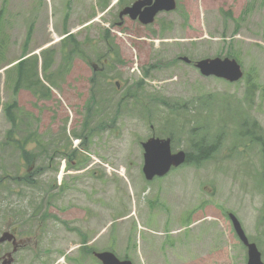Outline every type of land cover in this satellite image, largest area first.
I'll use <instances>...</instances> for the list:
<instances>
[{
    "label": "rangeland",
    "instance_id": "obj_1",
    "mask_svg": "<svg viewBox=\"0 0 264 264\" xmlns=\"http://www.w3.org/2000/svg\"><path fill=\"white\" fill-rule=\"evenodd\" d=\"M133 1L0 0V228L36 236L46 264H100L105 251L132 264H246L232 214L264 262V148L242 136L264 141V0H175L146 26L118 18ZM25 55L52 56L39 94L15 92L4 72ZM216 58L235 59L244 79L202 77L194 63ZM203 137L217 140L209 160L145 181L143 142L187 153Z\"/></svg>",
    "mask_w": 264,
    "mask_h": 264
},
{
    "label": "water",
    "instance_id": "obj_2",
    "mask_svg": "<svg viewBox=\"0 0 264 264\" xmlns=\"http://www.w3.org/2000/svg\"><path fill=\"white\" fill-rule=\"evenodd\" d=\"M144 0L136 2L132 6L125 8L121 13L120 17L123 15H128L130 19L138 20L146 25L153 21L154 16L158 12L162 11H172L175 8L174 0ZM144 8L143 12L140 10ZM139 15V16H138ZM196 67L200 70V73L205 76H216L218 78L226 79L230 82L237 81L241 77V72L235 61L230 60H203L196 64ZM170 141L167 140H157L149 139L142 144L144 149V160L142 171L143 175L147 180L153 179L155 176H164L172 167H177L184 163L185 155L179 152L172 155L169 148ZM232 222L233 228L238 235L240 241L247 247L248 261L247 264H263L261 262L260 253L257 251L254 244H249L241 227L233 215H229ZM96 258L102 264H131L129 261H119L111 253H100L96 254Z\"/></svg>",
    "mask_w": 264,
    "mask_h": 264
},
{
    "label": "trees",
    "instance_id": "obj_3",
    "mask_svg": "<svg viewBox=\"0 0 264 264\" xmlns=\"http://www.w3.org/2000/svg\"><path fill=\"white\" fill-rule=\"evenodd\" d=\"M30 63L28 66L27 64ZM53 63L52 56L49 55L48 57L44 56L42 58V63H41V72L42 75L45 77L48 75L51 66ZM37 68H38V62L35 57L31 58H26L24 60H21L20 62L17 63V65L14 67V91L19 92L20 90H28L32 91L34 94H37L39 89H40V80L38 78L37 74ZM262 94L264 95V88L261 90ZM16 107L15 103H11L9 105H6L4 107V114L5 115H10L12 114V108ZM246 122L243 121L241 124V128L245 129ZM253 126H256L253 124ZM243 131L240 132L242 134ZM247 135L251 138V141H258L262 142V146L264 148V141H262V136L257 135L256 131L249 132L247 129L242 136ZM204 141V137L196 143H192V150L187 154V159H186V164H194L198 165L204 161H207L210 159L212 154L215 152L216 148V142L213 144H210L209 146H203L202 142Z\"/></svg>",
    "mask_w": 264,
    "mask_h": 264
},
{
    "label": "flooded vegetation",
    "instance_id": "obj_4",
    "mask_svg": "<svg viewBox=\"0 0 264 264\" xmlns=\"http://www.w3.org/2000/svg\"><path fill=\"white\" fill-rule=\"evenodd\" d=\"M12 226H5L0 231V264H46L45 249H37V238L34 242L30 236ZM40 253L41 257L36 259Z\"/></svg>",
    "mask_w": 264,
    "mask_h": 264
}]
</instances>
